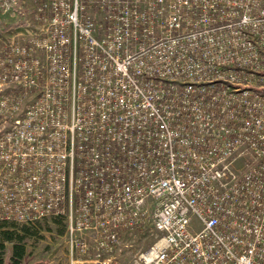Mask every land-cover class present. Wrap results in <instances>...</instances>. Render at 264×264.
<instances>
[{"label":"built area","instance_id":"built-area-1","mask_svg":"<svg viewBox=\"0 0 264 264\" xmlns=\"http://www.w3.org/2000/svg\"><path fill=\"white\" fill-rule=\"evenodd\" d=\"M0 46V222L66 220L68 264H264V0H48Z\"/></svg>","mask_w":264,"mask_h":264},{"label":"rangeland","instance_id":"rangeland-1","mask_svg":"<svg viewBox=\"0 0 264 264\" xmlns=\"http://www.w3.org/2000/svg\"><path fill=\"white\" fill-rule=\"evenodd\" d=\"M47 4L48 0H0V46L34 32ZM65 227L64 217H48L33 224L0 222V234L8 231L22 237L25 254L20 264H68ZM121 238L128 247L116 255L126 264L155 240L148 229L126 231ZM11 254L12 245L6 243L4 260Z\"/></svg>","mask_w":264,"mask_h":264},{"label":"trees","instance_id":"trees-1","mask_svg":"<svg viewBox=\"0 0 264 264\" xmlns=\"http://www.w3.org/2000/svg\"><path fill=\"white\" fill-rule=\"evenodd\" d=\"M58 218L57 221H59ZM25 230V229H24ZM22 237L16 236L13 232H3L0 234V264H20L24 257V248L22 243ZM8 243L12 245V254L8 261H5L4 256V245Z\"/></svg>","mask_w":264,"mask_h":264}]
</instances>
